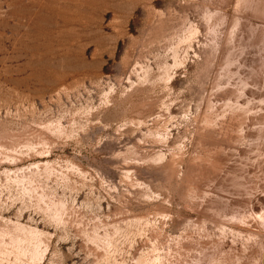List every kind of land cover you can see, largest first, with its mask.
I'll return each mask as SVG.
<instances>
[{
	"label": "rangeland",
	"instance_id": "obj_1",
	"mask_svg": "<svg viewBox=\"0 0 264 264\" xmlns=\"http://www.w3.org/2000/svg\"><path fill=\"white\" fill-rule=\"evenodd\" d=\"M0 264H264V0H0Z\"/></svg>",
	"mask_w": 264,
	"mask_h": 264
}]
</instances>
